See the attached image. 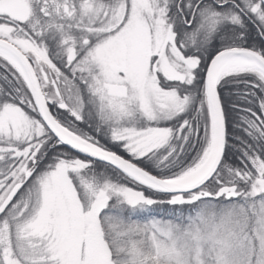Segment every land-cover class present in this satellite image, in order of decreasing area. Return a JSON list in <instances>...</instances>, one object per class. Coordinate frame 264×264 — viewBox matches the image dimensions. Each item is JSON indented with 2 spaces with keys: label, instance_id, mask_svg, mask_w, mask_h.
Instances as JSON below:
<instances>
[{
  "label": "snow or ice",
  "instance_id": "1",
  "mask_svg": "<svg viewBox=\"0 0 264 264\" xmlns=\"http://www.w3.org/2000/svg\"><path fill=\"white\" fill-rule=\"evenodd\" d=\"M0 264H264V0H0Z\"/></svg>",
  "mask_w": 264,
  "mask_h": 264
}]
</instances>
